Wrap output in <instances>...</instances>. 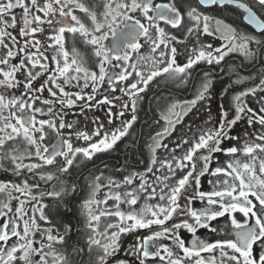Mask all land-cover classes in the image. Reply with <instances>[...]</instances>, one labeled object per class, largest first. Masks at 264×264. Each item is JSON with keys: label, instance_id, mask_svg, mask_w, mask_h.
<instances>
[{"label": "snow or ice", "instance_id": "1", "mask_svg": "<svg viewBox=\"0 0 264 264\" xmlns=\"http://www.w3.org/2000/svg\"><path fill=\"white\" fill-rule=\"evenodd\" d=\"M99 6L102 11L98 12ZM230 8L239 10L244 24L255 31H238L208 14ZM77 11L85 14L90 25ZM66 33L73 38L78 35L91 47L95 70L75 46L68 51ZM202 36L222 43L214 45ZM232 52H239L253 66L264 67V0H102V5L93 7L83 0H0V88L6 90L0 93V172L13 177L0 181V194L6 197L0 199V264H71L66 251L71 225L65 224L63 232L52 225L45 197L62 203L64 196L76 193L77 185L69 186L62 177L71 176L78 157L91 161L130 135L142 94L157 77L179 78L184 83L188 70L201 62L221 66L223 71L222 62ZM180 56L186 63H178ZM229 74L235 76V85L257 79L241 76L235 68ZM204 76L192 100L174 103L168 114L161 115L165 126L147 145L149 161L143 171H133L122 180L108 177L107 183L101 182L103 172L94 176L90 195L82 203L89 230L86 247L72 249L79 254L80 264H85V254L87 264H264V108L257 114L246 103L247 97L264 93V75L258 83L232 94L234 112L222 105L217 120L210 116L205 121L212 126L199 128V134L190 138L181 134L165 143L199 102L211 100L213 81L208 72ZM105 84L126 99L103 96L97 100ZM95 104L109 106V124L113 116L130 115L108 134L101 133L100 125L86 131L65 119V109L79 107L83 112ZM245 118L250 127L260 125V131L245 132L248 139L232 135L234 126ZM50 132L56 136L51 145L46 143ZM73 136L88 143L76 144ZM242 139V144L231 143ZM17 141L23 142V149ZM160 149L166 153L163 158L157 156ZM238 153L247 160L238 159ZM216 154L231 158L227 169L211 167ZM205 176L217 177L209 181L210 192L201 190ZM221 176L230 179L221 181ZM101 190L103 198L98 199ZM197 199L207 207L195 209ZM12 200L17 201L14 211ZM109 201L115 203L109 207ZM102 217L107 222L101 229ZM221 217L230 221V228L222 229L224 239L209 241L196 235L200 228L221 231L211 226ZM144 229L149 234L133 236L131 246H124L122 237ZM181 230L192 235L190 243ZM121 252L123 258L118 256Z\"/></svg>", "mask_w": 264, "mask_h": 264}, {"label": "flooded vegetation", "instance_id": "2", "mask_svg": "<svg viewBox=\"0 0 264 264\" xmlns=\"http://www.w3.org/2000/svg\"><path fill=\"white\" fill-rule=\"evenodd\" d=\"M89 7L94 5H102V0H87ZM93 1V2H92ZM92 2V3H91ZM160 2V0H158ZM188 2H193V0H188ZM182 7H187V4H184ZM96 10L102 11V6L96 7ZM19 12L20 10H16ZM209 15L215 16L218 19H224L227 23L232 24L237 28L238 31H243L247 29L249 32H254L255 30L251 26L244 24L242 20V13L237 9H228L225 10H216L214 12L208 13ZM86 24L90 25V21L85 16L84 13L76 12ZM47 28V25H45ZM175 31V30H172ZM67 37L66 48L69 52L73 46H75L80 53L83 55L84 59L87 62V66L95 70L96 58L92 55L91 47L84 45L82 39L77 35L75 38L71 34H65ZM177 35L181 33L177 32ZM43 38V37H42ZM202 40L206 42H211L214 45H219L222 43L219 40L214 39L213 37H201ZM108 43V42H106ZM189 47L192 46V38H189L188 41ZM182 47V46H178ZM34 51V49H33ZM141 51H145L142 49ZM51 53H49L50 55ZM15 62V61H13ZM178 63H186V59L183 56L178 57ZM223 71H221V66L212 65L209 66L204 62L196 64L193 68L188 70L189 75H187V80L184 83L180 82L179 78L173 79L169 76L157 77L153 82L150 83L148 89L142 95L144 100L141 101L138 107V119L133 128L130 130V135L122 138L116 145V147L108 152L97 153L91 161H84L82 157H78V163L74 165L71 169V176L65 174L62 179L68 181L69 186L72 183L77 185L76 193L70 196H64L63 202L54 201L51 198L45 197L44 203L48 204L50 207L46 209L47 214L49 215L52 225L59 229L61 232L64 231V225L70 224L72 232L68 237V246H67V255L71 261V264H80V256L78 253H73V246H84L86 247V241L89 235V230L86 227V216L84 215L82 209V203L84 200L88 199L90 195L89 184L92 182L94 176L100 175L101 172L104 174V179L102 183H107V178L112 177L115 180H122L125 175L130 174L133 171H143L149 161V151L147 145L152 142L151 137H153L157 131H160L165 126V121L161 119L162 114H168V109L172 104L183 105L185 101L192 100L197 94L198 89L203 83L205 76L204 73L208 72L210 79L213 81V86L211 89L212 98L208 101H201L197 104L187 116L184 117L181 124L177 125V131L173 133L171 137L165 140V143H169L172 140L177 139L181 134L186 137H192L193 135L199 134V128L201 127H210L211 123L205 125V121L211 119L217 120L219 118L221 106L229 112H234V107L232 104V94L235 92L241 91L246 87L251 86L253 83H258V77L264 75V67L260 64L253 66L251 63L247 62L239 52L229 53L225 57V61L222 62ZM235 68L241 76H256L255 81L249 80L244 84L235 85L232 84V80L235 79L234 75L229 74V69ZM116 71H119L117 69ZM43 79V78H41ZM131 79V78H130ZM40 81H37L39 83ZM82 83V82H81ZM225 89L228 90L225 94ZM70 91H78L79 89L71 88ZM6 90L0 88V93H4ZM85 91H90V89H85ZM100 95H97V100L103 98V96H119L121 100H125L126 97L123 96V93L115 92L112 93L108 86L105 84L100 89ZM19 95V92L16 93ZM47 95V93H45ZM257 96H264V93H257ZM257 96H249L246 98V103L250 108L260 114V109L264 108V100L257 99ZM83 103V101L79 102ZM95 103V102H93ZM116 103L115 111H119V103ZM108 111L109 106L95 104V106L85 109L81 112L79 107L73 109H65V119L74 125V128H79L86 131H95L97 126L100 125V131L102 134H108L115 129L120 123V119H127L130 113H126L125 117L116 119L115 116L112 117L113 123H108ZM176 112L180 111V108L175 109ZM172 119H175V116H171ZM261 126L256 124L254 126H249L247 123V118L242 119L234 126L231 131L232 135L241 136L244 139V133H256L260 131ZM100 137H94V140H98ZM72 139L75 141V137ZM254 139V136L252 137ZM11 143V142H10ZM20 144L21 149H23L24 144L22 141H17ZM47 144L51 145L56 143L55 133L49 134ZM76 144L86 145L88 142L85 141H75ZM228 143V141H225ZM233 145L242 144L243 139L240 141H231ZM174 145L170 144V147ZM186 147V146H185ZM179 151V150H178ZM182 154V153H181ZM158 158H163L166 156V153L163 149L158 150ZM237 158L241 161H246L247 157H244L241 154H237ZM231 158L226 157L223 154H216V158L212 161L211 167L215 168L217 166L224 167L227 169V164ZM258 167V165H257ZM55 171V169H52ZM166 171V169L164 170ZM59 175V173H57ZM13 177L10 173L0 172V181L2 180H11ZM217 177L205 176L201 178V190L205 192H210L213 190V184L210 183V180H216ZM222 181L223 179H230L227 177H219ZM56 183L57 189L59 190V183ZM48 187V186H44ZM222 187V185H220ZM49 190H51L49 188ZM103 191L98 194V199L103 198ZM14 195H16L14 193ZM0 199H6L3 194H0ZM114 201H109L108 206L110 207L114 204ZM184 203V201H181ZM17 205L16 200H12L13 211ZM140 204L138 203L135 207L139 208ZM58 207V211L56 210ZM95 207V206H94ZM122 208L127 210V206L121 205ZM193 207L195 209H201L207 207L206 203L201 202L199 199L193 202ZM11 215V213H9ZM238 220L241 222L244 220V217L240 213L234 214ZM187 218V217H184ZM109 220H115V217H109ZM107 221L105 218H101V229ZM43 225V222H41ZM211 226L220 228L221 231L211 232L208 229L200 228L197 230L196 235L201 239L216 241L218 239H224L225 233L222 231L223 228H230V221L227 217L218 218L216 221L211 222ZM155 227V226H154ZM149 234L148 229L141 230L137 233L130 234L128 236L122 237L124 246L130 247L133 242L132 237L136 235H147ZM182 237L185 239L186 243H190L192 235L187 231L181 230ZM234 238V237H232ZM14 239V238H13ZM166 244H170V241H164ZM58 250H64L63 246L56 245ZM154 251V249H153ZM208 256V253L202 254ZM95 253H93L94 259ZM120 258L124 257V253H118ZM115 260L116 258H112ZM85 264L88 261V255L85 254L84 257Z\"/></svg>", "mask_w": 264, "mask_h": 264}, {"label": "trees", "instance_id": "3", "mask_svg": "<svg viewBox=\"0 0 264 264\" xmlns=\"http://www.w3.org/2000/svg\"><path fill=\"white\" fill-rule=\"evenodd\" d=\"M83 2H85V3H88V1H87V0H83ZM92 2H93V1H92ZM92 2H91V3H92Z\"/></svg>", "mask_w": 264, "mask_h": 264}]
</instances>
